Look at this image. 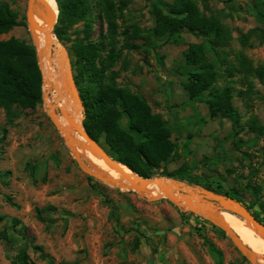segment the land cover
I'll list each match as a JSON object with an SVG mask.
<instances>
[{
    "label": "rangeland",
    "instance_id": "rangeland-1",
    "mask_svg": "<svg viewBox=\"0 0 264 264\" xmlns=\"http://www.w3.org/2000/svg\"><path fill=\"white\" fill-rule=\"evenodd\" d=\"M6 1L24 23L0 37L14 36L33 44L25 17L28 0ZM196 1L206 13L218 14L232 31L233 39L226 47L230 58L240 50L253 64H264V40L258 31H251L242 41L249 28L259 26L264 31L255 18L253 0ZM153 2L127 0L122 8L119 30L126 34L118 42L122 46L114 65L120 70L116 81L144 95L153 112L171 122V137L177 147L174 158L162 168L171 170L185 164L190 176L212 186L220 184L222 191L250 205L264 222V132L257 134L246 125L250 117L264 125V85L251 74L250 89L237 93L246 84L240 80L241 74L234 77L232 102L241 125L236 133L227 118L210 116L208 104L189 100L181 87L185 76L182 50L188 42H200L201 38L184 31V42L166 43L131 35L136 26L146 32L154 24ZM81 28L79 21L68 29L71 39L84 33ZM128 35L130 43L136 44L133 47L123 43ZM92 36H101L99 19ZM59 41L68 50L71 40ZM42 89L45 92L44 83ZM48 107L42 97L34 107L18 109V115L8 120L0 106V213L4 214L0 220V264H13L14 255L24 246L37 264H50L35 244H41L53 257L52 264L74 260L77 264H250L226 233L207 218L182 209L165 196L152 201L135 189L84 172L49 117ZM48 205L56 210H43L46 219H38V207ZM12 217L26 226L27 240L14 230ZM211 243L221 248V255L214 254ZM254 251L264 264V253Z\"/></svg>",
    "mask_w": 264,
    "mask_h": 264
},
{
    "label": "trees",
    "instance_id": "trees-1",
    "mask_svg": "<svg viewBox=\"0 0 264 264\" xmlns=\"http://www.w3.org/2000/svg\"><path fill=\"white\" fill-rule=\"evenodd\" d=\"M58 15L53 32L59 40H71L68 46L70 62L75 70L74 79L84 104L82 123L87 133L100 142L104 149L117 161L132 171L147 177L164 176L185 179L189 184L202 185L240 201L228 191L218 186L201 183L190 176L186 165L171 170L162 165L174 158L177 142L171 137V122L153 107L144 95L119 85L116 77L120 70L114 68L121 57L118 42L126 32L119 30L118 18L127 0H56ZM255 18L264 27V0H253L251 4ZM151 12L154 24L145 31L136 26L134 36L146 40L182 43L184 31L201 38L200 42H188L182 50V64L185 74L181 87L189 100L206 102L209 115H220L231 121L234 133L241 128L238 123V110L232 102L236 77L245 82L246 93L251 86L250 75L258 77L264 85V64H253L240 50L230 58L226 47L233 39L232 31L221 21L216 13H206L199 8L196 0H154ZM99 19L100 38H93V28ZM82 21L84 33L71 39L68 31L75 23ZM24 23L18 20V13L6 0H0V35L13 26ZM256 30L264 40V31L259 26L248 29L242 41ZM130 35L123 40L126 47H133ZM154 44V43H153ZM179 71V69H178ZM42 71L38 66L35 47L14 36L0 37V106L8 120L18 115V109L34 107L42 98ZM248 130L257 134L264 132V125L258 124L254 117L246 120ZM34 165H32V168ZM36 179V176H34ZM8 200H11L8 196ZM247 207H251L247 205ZM43 210L52 211V205L38 207L37 218L45 220ZM257 220L262 222L256 212ZM4 214L0 213V220ZM14 230L25 240L26 226L16 217L11 218ZM264 224V222H262ZM135 245H139L135 237ZM40 254L50 264L54 259L43 251L41 244H35ZM22 247L13 257V264H37ZM214 254L221 255V248L211 243ZM57 264H77V261H59Z\"/></svg>",
    "mask_w": 264,
    "mask_h": 264
},
{
    "label": "water",
    "instance_id": "water-1",
    "mask_svg": "<svg viewBox=\"0 0 264 264\" xmlns=\"http://www.w3.org/2000/svg\"><path fill=\"white\" fill-rule=\"evenodd\" d=\"M36 0H28L27 9L25 13V17L33 35V44L36 51L37 63L38 66L41 68L42 74V86L44 81V72H43V63H42V56H46L48 58L51 57V47L52 41L48 43L46 47H40L39 45V38L37 36L36 29H43L46 32L47 37L49 40L52 39V36L55 34L53 32L54 25L57 21V12L54 13V10L50 7L49 3L46 0H40L42 5L45 6L49 10V15L47 18V23L45 25H40L34 17L33 13V4ZM57 6V5H56ZM57 37V36H56ZM58 38V37H57ZM59 39V38H58ZM62 48H64L66 56H67V82L74 93L75 97L77 98L80 106L82 108V112L84 110V104L79 94L78 87L76 85L74 79V69L70 62V56L68 54L67 47L62 44ZM42 97L45 99V92L42 89ZM48 115L51 118L52 122L55 124L56 128L61 133L62 137L68 143L69 148L73 152L78 164L82 168V170L88 173L91 176H94L98 179H103L107 182L116 183L119 186L126 187L128 189H135L137 193L141 196L149 200H157L161 197H167L171 199L176 205L185 209L187 211L196 213L203 218H207L209 221L217 225L218 227L223 230L228 238L233 242L234 246L241 251V254L245 256L250 264H258L256 261V255L254 249H252L246 242H243L240 237L235 233L233 228L229 225V223L224 219L222 212L227 211L231 212L234 215H241L245 219L249 220L253 223L256 232L259 233L261 238L264 241V224L257 220V217L254 216L253 212L241 202H238L233 197L224 195L220 192H216L213 189L207 187H201L198 185H190L187 181L179 178L170 177L184 185H178L177 190L176 188H168L166 186L162 187V192L157 194H152L150 188L147 187L146 182L149 181V178L155 180H160L161 178H165L164 176H154V177H147L140 175L139 173L132 171L128 166L125 164L117 161V159L113 158L102 146V144L96 141L93 137H91L87 131L85 130L82 119L81 122H76L74 117L66 111V109H49ZM65 116L68 120V127H71L74 131L79 133L83 138L80 139L76 137L71 130L67 127H62L59 123V116ZM83 118V117H82ZM79 148L88 150L92 155L101 156L102 159L111 167L116 169L119 173H121L126 179L127 183L120 182V180L115 177L114 175L103 172L102 169H98L96 166L92 165L90 162L87 161V158L84 157ZM91 164V166H90ZM122 165L126 166L132 172H135L137 175L132 177L129 173L125 172L122 169ZM138 178L140 181L138 182ZM167 177V179H170ZM145 193L149 195H145Z\"/></svg>",
    "mask_w": 264,
    "mask_h": 264
},
{
    "label": "bare ground",
    "instance_id": "bare-ground-1",
    "mask_svg": "<svg viewBox=\"0 0 264 264\" xmlns=\"http://www.w3.org/2000/svg\"><path fill=\"white\" fill-rule=\"evenodd\" d=\"M50 7L56 10V0H46ZM33 13L35 20L40 25H45L47 23V18L49 15V10L42 5L40 0H36L33 4ZM39 45L40 47H46L50 41H52L51 52L52 55L50 58L46 56H42L43 63V76H44V88H45V99L49 109H66L69 112L76 122H81L82 119V108L74 93L70 89L67 82V56L64 48H62V44L56 37L53 35L52 39L46 35L45 30L36 29ZM59 123L62 127H68V120L65 116H59ZM71 132L78 138H84L74 131L71 127H68ZM79 134V135H78ZM82 155L87 159L94 162L97 168L102 169L104 172H108L115 177H117L120 182L127 183V179L119 173L116 169L109 166L101 156L92 155L88 150L79 148ZM122 169L129 173L132 177H135L137 174L129 170L126 166L122 165ZM140 179L138 178V182ZM147 187L150 188L152 194H157L162 192V187L166 186L168 188H176L181 185L186 187V185L174 180L161 178L160 180H153L149 178V181L146 182ZM224 219L229 223V225L233 228L238 237L241 238L243 242H246L252 249L256 250V253H264V241L261 236L256 232L255 227L252 222L244 218H235L233 213L223 211L222 212ZM233 214V215H232ZM253 231L258 235L256 236ZM256 261L258 264H263L259 257H256Z\"/></svg>",
    "mask_w": 264,
    "mask_h": 264
}]
</instances>
